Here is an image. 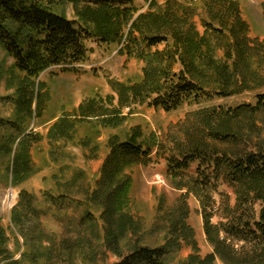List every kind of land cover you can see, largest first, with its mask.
Returning a JSON list of instances; mask_svg holds the SVG:
<instances>
[{
    "label": "trees",
    "instance_id": "16d2710c",
    "mask_svg": "<svg viewBox=\"0 0 264 264\" xmlns=\"http://www.w3.org/2000/svg\"><path fill=\"white\" fill-rule=\"evenodd\" d=\"M67 6H72L74 20L55 10ZM206 7L211 22L202 21L205 32L201 35L194 11L179 0H167L162 6L152 1L143 14L133 0H0V47L14 61L7 71L0 64V83L8 72L7 86L16 88L14 117L4 119L0 114V161L9 160L6 181L11 179L16 188L37 173L32 149L42 136L30 132L29 124L41 117L46 102V85L37 82L40 75L53 67L75 72L88 59L87 41L123 44V55L144 63L143 77L133 84L110 81L118 106L109 108L96 98L81 104L80 117H73L74 121L62 117L49 129L51 142L69 140L76 124L86 119L102 117V126L118 128L127 119L122 111L134 105L146 104L169 113L186 103L264 88V41L250 38L249 25L236 6L226 12L213 5ZM163 45L164 50L154 51ZM256 99L255 106L190 112L184 121L170 127L164 142L156 136L145 139L140 126L133 127L126 140L110 139L100 180L86 200L102 210L103 245L119 257L116 264H171L184 245L193 253L179 264H216L218 260L223 264H264V141L254 139L255 119L264 111V93ZM2 100L0 95V107ZM107 101L113 105L115 97L109 96ZM241 119L246 120L243 125L248 133L236 125ZM154 149L165 158L174 187L186 193L170 208L162 198L155 227L164 230L163 244L152 247L143 244L149 234H142L139 220L129 213L133 180L126 171L148 165ZM76 182L74 177L69 185ZM221 182L233 190L234 204L228 194L218 192ZM190 194L201 203L204 232L213 249L206 257L200 255L195 231L188 224ZM216 194L220 203L215 209ZM18 200L11 220L24 241V250L16 259L0 223V264H59L63 251L73 255L92 245L78 236L54 242L50 250H44L45 234L33 226L45 215L36 206V195L22 189ZM65 200L78 206L67 195H47V201L60 209ZM216 217L219 222L214 224ZM84 222V218L79 221L82 229H86ZM126 240L125 254L122 243Z\"/></svg>",
    "mask_w": 264,
    "mask_h": 264
},
{
    "label": "rangeland",
    "instance_id": "374dc122",
    "mask_svg": "<svg viewBox=\"0 0 264 264\" xmlns=\"http://www.w3.org/2000/svg\"><path fill=\"white\" fill-rule=\"evenodd\" d=\"M152 1L164 5L167 0H133V5L139 10V14L148 12ZM185 6H189L195 13L194 22L201 35L205 29L202 21L211 22L207 13V5H213L226 12L231 5L236 6L243 21L249 25V36L252 40L264 41V0H179ZM58 13H64L69 19H75L72 6L56 7ZM89 50L88 59L84 64L77 65L75 72L63 71L61 67H53L42 73L38 83L46 85V102L41 108V117H34L29 124V131L42 136V141L35 144L32 149L33 159L37 173L19 187H13L11 179L6 181L5 169L9 160L0 161V223L9 238L8 248L16 259L21 257L24 250V241L18 229L11 220L12 209L18 203V195L22 189L28 190L37 197L36 206L45 214L40 223L35 222L33 226L44 232V250H50L54 242H60L65 238H77L82 236L87 244L83 251L79 250L73 255L63 251L59 264H116L119 257L113 252L106 250L103 245L104 222L100 215L102 210L86 200L88 192L96 188L100 180V169L109 153L110 139L117 137L126 140L131 129L140 126L145 139L156 136L161 142L166 141L167 132L172 125L185 120L190 112L205 108L236 109L242 105H253L257 103L256 96L264 93V88L255 89L253 92L230 98L203 99L200 103H186L173 112L155 110L147 105H134L131 109H124L126 116L124 124L118 128H109L101 125V118L83 120L76 124L75 133L66 141L51 142L48 137L49 129L62 117L75 120L81 116L79 106L96 98L109 108L118 106V97L111 89L109 82L116 81L125 84H133L141 81L143 77L144 63L128 58L121 53V45H101L95 41H87ZM160 46L154 51L164 50ZM219 57H223L220 51ZM13 59L7 57L5 51L0 47V64L5 71L13 64ZM180 66L176 67L179 71ZM8 72L0 83L1 117L12 119L14 117L13 98L16 97V88L7 86ZM109 96L115 97L113 105L107 101ZM75 117V118H73ZM245 119L236 123L248 133V127L243 125ZM257 130L254 131L255 140L264 141V111L255 119ZM253 146V144L251 145ZM196 166L192 168L194 172ZM126 173L132 177L133 184L128 195L129 213L132 214L142 225V234H149L143 244L152 247L163 244L164 230L158 229L157 217L162 198L166 200V207L176 204L181 194L186 191L177 190L171 179L167 176V162L163 155L157 156L153 150L152 160L148 165H138L129 168ZM76 184H71L73 178ZM75 183V182H74ZM219 193L230 196L231 204L235 202L233 190L224 183H220ZM59 196L64 194L77 201L72 204L69 200L63 201L62 209L47 201V195ZM216 208H219L220 196L216 194ZM190 216L188 224L195 231L196 241L200 249V255L206 257L213 252L204 232L202 207L200 201L190 194L188 197ZM61 207V206H59ZM261 207H256L259 212ZM85 219L86 229L79 225L80 219ZM213 220L217 224L219 220ZM91 227H89V225ZM88 227V228H87ZM139 235V236H142ZM127 242L122 243L124 253H127ZM193 253L191 247L184 245L182 250L175 254L171 264H179ZM216 264H223L220 260Z\"/></svg>",
    "mask_w": 264,
    "mask_h": 264
}]
</instances>
